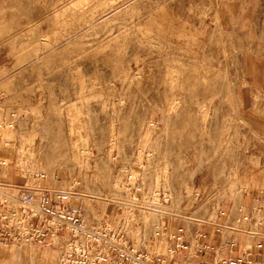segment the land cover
<instances>
[{"label":"rangeland","instance_id":"rangeland-1","mask_svg":"<svg viewBox=\"0 0 264 264\" xmlns=\"http://www.w3.org/2000/svg\"><path fill=\"white\" fill-rule=\"evenodd\" d=\"M263 63L264 0H0V176L45 172L87 219H137L132 234L161 216L109 201L129 195L117 183L179 209L211 190L249 203L261 177L239 146L264 145ZM14 263L59 253L0 243Z\"/></svg>","mask_w":264,"mask_h":264},{"label":"built area","instance_id":"built-area-1","mask_svg":"<svg viewBox=\"0 0 264 264\" xmlns=\"http://www.w3.org/2000/svg\"><path fill=\"white\" fill-rule=\"evenodd\" d=\"M0 167H6L2 161ZM124 172L131 177L129 169ZM27 176L23 183L0 176L2 244L54 247L58 264H264L260 198L225 207L211 190L206 196L197 192L196 202L179 209L171 191L117 183L129 195L109 201L129 213L138 209L161 216L151 235L132 234L126 226L137 219L125 217L116 226L109 219L88 220L74 201L79 192L50 187L45 172ZM210 201L214 217L208 212ZM160 241L166 249L158 247Z\"/></svg>","mask_w":264,"mask_h":264},{"label":"crops","instance_id":"crops-1","mask_svg":"<svg viewBox=\"0 0 264 264\" xmlns=\"http://www.w3.org/2000/svg\"><path fill=\"white\" fill-rule=\"evenodd\" d=\"M262 66L263 68L261 70V81L262 86L264 88V63ZM239 150L241 154V163L245 165L248 170L247 172L250 171V173H258L255 175H259L261 177V187H253L248 196L252 194L250 196V200H252V198H260L264 202V145H259L257 146V148H255V146L250 145L249 142L248 144H243L242 146H239Z\"/></svg>","mask_w":264,"mask_h":264},{"label":"bare ground","instance_id":"bare-ground-1","mask_svg":"<svg viewBox=\"0 0 264 264\" xmlns=\"http://www.w3.org/2000/svg\"><path fill=\"white\" fill-rule=\"evenodd\" d=\"M89 220V219H88ZM157 225H159V222L157 223V222H155L154 224H152V227H151V230H155V228H156V226ZM145 235H147V234H145ZM1 243V242H0ZM23 245H28V244H23ZM166 246H167V244L165 243V242H163V241H160L159 243H158V247L160 248V249H166ZM15 264V263H14Z\"/></svg>","mask_w":264,"mask_h":264}]
</instances>
